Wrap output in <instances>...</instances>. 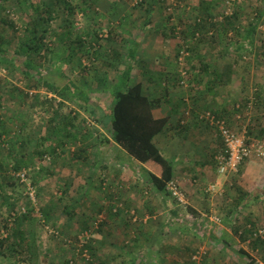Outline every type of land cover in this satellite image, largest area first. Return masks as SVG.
I'll use <instances>...</instances> for the list:
<instances>
[{"label":"rangeland","instance_id":"obj_1","mask_svg":"<svg viewBox=\"0 0 264 264\" xmlns=\"http://www.w3.org/2000/svg\"><path fill=\"white\" fill-rule=\"evenodd\" d=\"M65 1L71 12L63 8L64 1L0 0V45L7 50L0 62V70L5 71L0 78V136L5 142L4 148L0 147V175L8 178L0 179V264H114L111 258L144 259L146 264H155L158 258L173 264H250L251 258L252 264H264V243H255L264 240V146L262 155H252L255 159L246 160L235 175L212 171L220 183L205 188L210 201H186V205L177 206L178 215L169 227L149 235L139 224L146 201L153 197L151 189L132 188V178L140 183L143 179L127 171L126 167L132 165L130 157L108 143L106 124L96 122L89 108L73 99L70 89H64L72 83L85 91L90 101L94 100L96 86L92 77L97 63L93 59L98 57L102 41L113 32L110 15L114 20L129 13L127 17L135 21L128 26L132 37H140V31L153 34V30L158 38L162 31L172 37L173 19L183 29L189 49V59L185 58L182 65L186 72L182 81L186 83L191 67L235 68L238 76L246 78V93L232 100L233 119L238 122L230 128L244 137L247 145L264 144V0ZM209 2L212 4L205 16L202 3ZM108 3L119 4L120 10H104L107 16L98 21L96 13ZM168 6L172 7L170 16ZM233 14V26H226V17ZM40 16L49 19L43 22ZM201 18L202 23L195 26ZM163 20L165 28L159 26ZM142 22L146 23L141 25ZM68 26L71 34L64 36ZM254 26L255 31L246 37ZM167 27L173 28L172 33ZM94 28L98 29L97 43L92 40L85 50L77 49V29L84 32ZM33 31L37 36L43 34L44 48L39 52L24 47L25 43L35 46ZM83 37L88 39L87 34ZM172 38L177 49L178 41ZM239 44L244 51L236 54L234 48ZM116 45L121 48L123 43ZM25 62L37 70L27 69ZM175 62L180 72L176 55ZM202 78L205 84L206 77ZM106 104L109 107V99ZM52 118L68 120L65 131L73 137H66L64 128L57 121L52 123ZM54 124L60 130L53 139ZM253 127L257 132L250 138L247 131ZM21 156L25 161L21 169L30 174L34 201L13 171L16 158ZM250 161L255 164L247 165ZM246 165L251 168L248 175L242 172ZM198 173L193 171L196 177ZM246 196L250 199L244 204L241 200ZM129 200L133 204L127 206ZM112 204L121 208L119 215L110 209ZM86 241L91 249L84 248ZM132 241H138L135 251L125 245ZM14 242L17 246L11 250ZM198 251L201 256L194 261Z\"/></svg>","mask_w":264,"mask_h":264},{"label":"crops","instance_id":"obj_2","mask_svg":"<svg viewBox=\"0 0 264 264\" xmlns=\"http://www.w3.org/2000/svg\"><path fill=\"white\" fill-rule=\"evenodd\" d=\"M118 5L113 3L102 5L100 7L101 13H96L95 18L98 21H103L107 14L102 11L116 12L120 10ZM84 12H87V7L84 8ZM85 15L87 18L88 14ZM127 15L129 13L123 14L122 18L116 17L114 20L113 15H110V22L114 23L113 32L107 40L102 41V45L98 50L99 54L96 53L99 58H94L97 66L94 67V77L92 79H94V85L96 86L94 97L97 99L89 100L88 104L83 105L89 108L88 113L95 117L96 122L107 126L109 122L107 110L112 106L114 92L118 89L122 90V87H119L120 80L124 70L129 68L131 71L127 86L132 87L141 84L143 94L158 100V105L151 112L153 118L167 119L166 127L154 138V144L162 157L170 163L172 179L178 182L187 202L196 204L200 203L201 200L210 201L204 190L207 186L214 187V185L220 183V179L214 178L212 171L217 173L214 158L223 148V144L217 130L205 126L199 119L202 113L208 111L215 113L219 118L226 121L227 127H234L238 121L233 119L235 112L232 100L242 95L245 96L246 86L244 84L246 78L238 76L237 70L232 67L207 66L206 70L203 66L200 69L191 67L187 70L186 83L182 85V78L175 64V55L178 48L176 49V43L173 41L172 37L174 36L172 34H170L172 37L166 36L162 31L160 32V38H158L159 35H157L156 30H153V34L150 33L151 35L149 32L147 34V31H140V37H132L129 34L128 26L134 25L135 21ZM149 15L151 14L149 13ZM115 19L118 20L115 21ZM144 23L142 22L141 25H144ZM159 26L165 28L164 20ZM96 27L99 26L96 25ZM168 30L171 33L173 31L170 28ZM90 31V35H92V33H97L98 29H86L84 33ZM117 42L123 43L121 48L116 45ZM84 53L85 55L89 54L87 51H84ZM203 76L206 77L205 84H203ZM233 83L235 85L230 88ZM107 99L110 101L109 107L106 104ZM186 114L189 116H185ZM254 120H252L253 123H255ZM256 132V127H253L247 131V135L253 138ZM105 137L108 143L117 149L116 151H121L111 141L109 133ZM252 159H255V157L253 156L250 160ZM131 161L132 165L126 167L127 171L131 172L132 175H136L137 179L141 181L143 179L140 183L132 178V188L138 189L140 186H144L147 189L146 191L151 189L150 192L153 194L152 199H148L144 206L145 214L139 224L140 228L147 231L149 235L151 233H161L169 227L170 221L176 217L175 213H178L177 206L170 197L164 196L151 186L146 169L142 165L132 159ZM128 163H131L130 160H128ZM254 164V161L247 163L251 166ZM199 165H201L200 169H198ZM247 165L242 171L245 175H248L251 170ZM210 167L212 170L209 169ZM194 170L199 171L197 177L193 174ZM128 177L129 175H126V179ZM127 181H129V178ZM128 196L131 197L130 194ZM247 198L248 200H246ZM249 199L246 196L241 201L247 204ZM126 203L127 206L133 204L130 200ZM126 236L128 237V234ZM125 245L133 251L139 247L138 241L127 242ZM121 248L124 250L122 246ZM111 259L114 264H146L144 259L138 261H134V259ZM124 261L128 262L125 263ZM173 263L167 261V259L162 262V258H158L155 264Z\"/></svg>","mask_w":264,"mask_h":264},{"label":"trees","instance_id":"obj_3","mask_svg":"<svg viewBox=\"0 0 264 264\" xmlns=\"http://www.w3.org/2000/svg\"><path fill=\"white\" fill-rule=\"evenodd\" d=\"M64 1V3H63ZM58 2L63 3V8L66 11L71 12V8L65 3L68 1L65 0H58ZM212 2L209 3H202V6L204 7L203 14L206 16L209 14V6H211ZM45 5V4H43ZM50 11H48V14ZM204 16V17H205ZM203 17V18H204ZM233 18H235V14H233L230 17H226L225 22L226 26H233ZM41 21L47 22L49 18L45 19L40 16ZM202 23V18L197 21L195 26H199ZM210 25V24H209ZM12 26V24H10ZM172 27V26H171ZM66 29L65 36L70 35L72 28L71 26H68ZM173 29V28H172ZM78 32L76 33L75 37L77 38V49H82L85 47V45L92 40L96 42L97 35L95 33H92L90 35L91 31L88 33H84L83 31H80V29H77ZM227 31V30H226ZM255 31V26L253 28H250L247 33L246 37H249L252 35V33ZM193 32V31H192ZM191 32V33H192ZM31 34V33H30ZM33 35H36L35 37V46H32L31 44L25 43L24 47L25 50L39 52L41 49H43V34L40 36H37L36 31H33ZM87 34L88 39L85 40L83 35ZM193 36V35H192ZM93 37V38H92ZM99 37V36H98ZM245 37V38H246ZM184 38V37H183ZM184 40L187 42V40L184 38ZM97 43V42H96ZM1 44V39H0ZM27 47V48H26ZM88 51L90 52L91 47L88 45ZM180 47L178 46L176 56L178 55ZM236 51V54H239L241 50H243L241 44H239L237 47L234 48ZM75 50V49H73ZM85 50V48L83 49ZM87 51V53H88ZM187 53L189 54V49H186ZM244 51V50H243ZM132 54V51L130 52ZM7 54V50L2 48L0 45V62L2 61V55ZM27 54V53H26ZM191 56V54H190ZM4 58V57H3ZM94 58V57H93ZM187 58V57H186ZM189 58H187L188 60ZM95 60V59H93ZM25 67L30 70L36 71L35 67L31 65L29 62H25ZM206 70L207 65L203 66ZM129 68H126L122 74L120 85L119 87H122L121 89H118L114 92L113 96V103L112 106H110V111L108 112V119L109 122L107 124V131L110 135L111 141L125 154H127L132 160H134L136 163L142 165L146 169L147 178L151 184V186L159 191L164 196L170 197L176 206L182 207L181 204L177 202L175 198H173L170 194V192L167 190V182H169L172 177V167L170 163L162 157L159 150L154 144V138L162 132V130L166 127L167 119H154L151 112L152 110L158 105V100L149 98L145 94H143L141 84H136L132 87L127 86V82L129 79L130 74ZM65 90L70 89L73 95V99H75L78 103L88 104L89 103V96L85 93V91H82L77 86H72V83L68 84ZM79 90V91H78ZM82 91V92H81ZM82 94V97H79V94ZM76 97V98H75ZM213 114V113H212ZM215 116L219 118L216 114ZM221 119V118H219ZM57 123L60 125V127H63V133L66 137L71 138L73 135L70 132H66L68 125L70 122L68 120H65L63 118H52V123ZM180 124V123H179ZM55 126V124H54ZM181 126V125H180ZM56 127V128H55ZM53 128L54 132H51L52 138L54 139L58 137L56 136L58 130H60V127L57 128L55 126ZM6 132V131H5ZM55 135H54V134ZM4 137L0 136V147L4 148L5 142ZM22 144V143H20ZM13 152L12 148H10ZM52 154H55V151L52 150ZM22 156L19 158H16L17 161L15 165L13 166L14 172H20L22 168V165L25 164V161L22 160ZM3 167L1 166V169ZM28 171L32 170L33 168H27ZM7 171V169L2 170ZM28 173V177H29ZM0 179L5 181L8 180L7 176L5 174L0 175ZM256 193V196L258 194V190ZM255 193H252V195H255ZM114 198V197H113ZM112 198V199H113ZM240 201V200H238ZM241 202V201H240ZM110 209L114 210V213L119 215L118 213L121 212V208H119L116 204L113 207V204L110 205ZM193 212V211H192ZM175 216L177 217V213H175ZM25 218V216H23ZM46 219V216H44ZM175 217V218H176ZM48 220V218H47ZM174 220V219H173ZM171 220V221H173ZM90 229V228H89ZM88 231V230H87ZM86 231V232H87ZM17 232V231H16ZM18 235L21 236V232ZM23 236V233H22ZM251 236V235H250ZM243 239V238H242ZM256 242L264 243V240L259 241L256 240ZM257 244V243H256ZM17 246V243L14 242L12 245H10L11 250H14V247ZM84 248L91 249V246L89 245V242H85ZM239 251V250H238ZM241 254L245 253L243 251L240 252ZM250 259V264H252L254 261Z\"/></svg>","mask_w":264,"mask_h":264},{"label":"built area","instance_id":"obj_4","mask_svg":"<svg viewBox=\"0 0 264 264\" xmlns=\"http://www.w3.org/2000/svg\"><path fill=\"white\" fill-rule=\"evenodd\" d=\"M175 4L173 3V6ZM168 15H171L172 7L168 6L166 8ZM10 20L15 21V17L11 12H7ZM171 26L174 28V38L178 41V45L180 47L178 51V55L176 56V60L180 66V77L185 78L186 72L183 70L182 65L184 63V59L187 57L188 53L186 51V41L183 38V29L179 27L173 19H171ZM106 32L102 30V33ZM106 36V33L103 35ZM101 37V35H99ZM5 76V71L0 70V78ZM182 85H185L184 81H181ZM32 92H29L31 95ZM185 116H189L186 114ZM205 126L210 127L211 129H217L219 136L221 138L223 148L218 152L215 156V167L216 171L220 175H235L240 166L246 161L249 160L252 155H262V148L264 144L259 145H247L244 137L239 135L238 133L232 131L226 126V123L223 119L217 118L211 112H204L201 114L199 119ZM17 180L20 183H24L26 185V193L30 196V199L33 200V188L28 181V172L27 170H21L16 174ZM167 190L170 192L171 196L177 200L179 204L182 206L186 205L185 196L179 188V184L176 180L171 179L167 182ZM260 233V232H259ZM88 232H84V236L87 237ZM201 256V252L198 251L193 256L194 261H197V258Z\"/></svg>","mask_w":264,"mask_h":264}]
</instances>
